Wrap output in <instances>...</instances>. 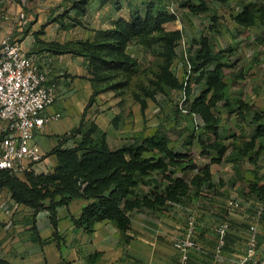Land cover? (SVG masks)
I'll use <instances>...</instances> for the list:
<instances>
[{"label":"trees","instance_id":"1","mask_svg":"<svg viewBox=\"0 0 264 264\" xmlns=\"http://www.w3.org/2000/svg\"><path fill=\"white\" fill-rule=\"evenodd\" d=\"M88 1L81 0L77 15L72 16L76 23H82L77 16L85 15ZM162 1L164 5H161ZM216 1L226 4L230 0H184L181 7L199 16L210 12L211 4ZM241 1L242 9L232 15L239 25L249 27L264 23V6L257 1ZM119 2L116 1L117 4ZM127 3L130 16L116 20L112 27L96 30L94 39L51 42L47 45L54 53H74L89 59L88 68L95 87L89 105H92L96 95L109 88L123 87L127 84L126 80L139 71L140 64L129 52L130 45L152 47L156 38L152 32L175 20V16L167 10L166 0H127ZM217 19L216 15L211 16L209 33L195 37L189 52L182 56L185 81H180L170 70L183 32L175 29L160 38L164 41L163 55L166 58L160 78L185 92L184 105H177L175 110L177 121L183 109L188 110L192 118L196 114L200 121L199 129L193 122L190 133L183 140V149L172 145V138L162 125L134 143L125 142L113 147L107 132L96 123L92 122L85 129L81 124L71 133L63 135L51 150L58 157L52 171L40 174L28 171L22 178L0 168V191L7 189L15 202L29 207L34 215L48 210L56 232L60 209L68 207L76 198L89 200L81 214L72 217L76 227L92 232L98 222L110 220L125 231L137 209L160 210L169 201L186 202L192 196L205 195L202 187L210 189L213 186L214 164L232 162L238 171L243 161L256 164L264 147V141H261L259 150L255 151L257 138L264 140L263 122L257 124L250 140L228 143L220 133L224 111L246 119L252 106L242 98L231 97L229 93L227 70L234 67L239 59L234 58L237 50L233 46L217 49L215 34H210L216 30ZM120 76L125 78L114 83ZM193 83L199 85V92L194 98L191 97ZM261 119V114L255 111L253 121ZM211 135L214 138L207 141ZM70 140L72 143L68 144ZM196 142L201 144L202 154L210 158L204 166H200L193 157ZM190 172L192 175L188 176ZM253 172L254 180L245 182V194H254L264 201V175H260L257 169ZM151 183L154 187L148 194L137 193L136 189L142 184ZM4 226L5 223L0 220V244ZM0 264H6V261L0 258Z\"/></svg>","mask_w":264,"mask_h":264},{"label":"crops","instance_id":"2","mask_svg":"<svg viewBox=\"0 0 264 264\" xmlns=\"http://www.w3.org/2000/svg\"><path fill=\"white\" fill-rule=\"evenodd\" d=\"M116 1L89 0L85 15L77 16L82 21L80 24L76 23L72 16L77 15L81 0H0V8H6L10 13L20 14L29 8L33 10L26 17H30V21L17 27L13 37L22 44L26 52L35 54L38 66L48 70L58 82L57 99L46 108L45 114L61 113L62 116L36 131L35 141L43 153L42 160L34 164L31 170L37 174L47 173L56 167L58 157L52 154L51 150L63 135L71 133L81 124H84L85 129L86 121L97 118L93 110L94 104L89 105L95 90L88 68L89 59L74 53H54L47 45L51 42L67 43L77 39H94L96 30L112 27L114 22L122 17L128 18L130 9L127 0H120L118 4ZM231 1L226 4L213 2L210 12L218 16V9L213 5H231ZM238 1L236 11H240L243 5L241 0ZM260 6H264V3ZM11 21L9 25L13 29L15 23ZM233 21L239 29L243 27L255 30L254 62L250 65L249 73L256 72V77L247 91V87H243L247 77L245 73L234 74L232 71L241 66V47L237 44L228 45L236 48L239 59L236 65L230 68L231 80L236 86L231 88L229 83V93L231 97L242 98L252 106L251 114L246 119L236 114L227 117L223 114L220 133L227 138L228 143L252 139L257 124L264 123V79L258 72L264 71V54L260 53L256 38L262 35L257 30L263 29L260 27L261 23L245 27L234 19ZM225 47L223 45L217 49ZM255 111L263 117L258 122L253 121ZM99 121L100 118H97L96 123L101 125ZM107 134L109 138V133ZM213 138L214 135H211L207 141ZM119 141L116 145L111 141L110 143L117 147L124 143L122 139ZM261 141L264 140L257 138L255 151L259 150ZM71 143L72 140L68 142ZM195 145H200L199 154L204 158L203 162L197 163L204 166L210 162V158L202 154L200 143L196 142L194 147ZM193 157H198L194 151ZM258 157L256 164L243 161L241 172L232 162L214 164L213 186L210 189L202 187L205 195L192 196L186 202L169 201L167 206L160 210L137 209L125 231L110 220L98 222L92 232L76 227L72 217L79 216L89 202L84 198H76L68 207L60 209L56 232L48 210L34 215L29 207L15 202L7 189L1 190L0 220L5 226L1 230L0 258L4 259L6 264H177L178 250L173 244V239L186 234L191 214L196 216L197 247L190 253L189 264H240V258L246 252L252 224L258 229L257 255L264 258V201L254 194H245V182L254 180V170H245L244 167L248 163L264 166V147ZM179 174L182 175L181 172ZM18 175L25 178L26 173L21 172ZM191 175L192 172L188 174ZM153 187V183L142 184L136 191L138 194H148ZM230 197L239 198L246 206L239 209L229 208L227 200ZM225 218L231 220V227L225 238V245L219 252L217 227Z\"/></svg>","mask_w":264,"mask_h":264},{"label":"rangeland","instance_id":"3","mask_svg":"<svg viewBox=\"0 0 264 264\" xmlns=\"http://www.w3.org/2000/svg\"><path fill=\"white\" fill-rule=\"evenodd\" d=\"M252 1H257L259 5H263L264 3V0ZM33 3L35 5L36 1ZM160 3L162 5L163 1ZM230 4L231 5H213L214 8L218 9L219 15H216L218 18L216 27H214L216 30L210 32V34H215L217 47L223 45L227 47L232 44L240 45L242 53L241 66L232 71L234 74L245 73L247 77L243 87L246 86L248 91L256 77V72L252 71L251 74L249 73L250 65L254 62L253 50L255 42L253 40V34L255 30H253V28L243 27L239 29V26H236V23L232 19V15L237 12L239 1L232 0ZM32 11L33 10L29 8L22 12H25L27 15ZM182 11L183 29L181 31L183 32V38L176 46L177 57L172 62L170 70L180 81H185L186 73L181 58L186 52H189V47L195 37H199L203 33H209L208 27L212 22L211 16L214 14L213 12H208L195 16L192 15L188 9H182ZM29 19L30 17L26 19L21 18L20 14L17 12L10 13L6 8H0V43L3 38L17 40L13 37V35L15 36V32H17L16 28L26 25L30 21ZM11 20L15 23L13 27L14 31L9 25L12 23ZM163 27V29L152 32V35L156 37L154 38L152 47L145 48L142 45L135 44L129 46V52L138 59L140 68L136 74L131 75L126 80L127 84L118 89L109 88L95 96L93 110L97 118H100L99 123L101 125L96 123L97 118L86 121L87 125H90L92 122L96 123L102 130L109 133V139L113 145L119 143V139H122L124 143H134L143 136L151 134L157 127L162 125L172 138V145L181 149L184 148L182 145L183 140L188 136V133H190V127H192L193 122H195L194 118H192L189 113L183 111L177 121L175 110L177 105H184L183 100L185 92L182 89L173 88L160 78L162 74V65L166 64V58L163 55L164 41L160 39L161 35L179 28L175 20L166 22ZM260 27H262L263 30L257 31H260L262 35L259 34L260 36L256 38L259 42L260 53L264 54V23H261ZM251 37L252 40H250ZM234 58H238V55L236 54ZM262 58V62L264 63V57ZM227 72L228 81L231 88H233L236 85H234L233 80H231L232 72L230 69H228ZM258 72L259 76L264 79V71L260 70ZM124 78L120 76L113 82L122 81ZM198 92L199 85L193 83L191 97L194 98ZM224 115L227 117L228 114L224 112ZM87 125L85 126L88 127ZM0 137L2 136L0 135ZM199 147L200 145H195L193 149V151L198 154V157L195 159L197 162H203L204 158L199 154ZM263 167L264 166L261 164L257 166L248 163L245 165L244 169L250 168L254 171L259 169L260 175H264ZM244 205L245 204L242 202L241 207L246 206Z\"/></svg>","mask_w":264,"mask_h":264},{"label":"built area","instance_id":"4","mask_svg":"<svg viewBox=\"0 0 264 264\" xmlns=\"http://www.w3.org/2000/svg\"><path fill=\"white\" fill-rule=\"evenodd\" d=\"M184 0H166L167 10L175 16V22L183 29ZM20 17L26 19L25 12ZM58 82L48 70L41 69L35 54L26 52L20 42L3 38L0 43V168L16 174L26 173L43 158L40 146L35 141L36 131L47 123L59 119L62 114L46 115L45 110L57 99ZM185 112L188 110L183 109ZM197 129L200 121L194 114ZM227 206L239 209L242 201L230 197ZM231 220L226 218L218 227L221 252L225 238L230 230ZM196 216L191 214L189 228L184 236L174 237L173 244L178 250V263L189 264L190 253L197 247L195 237ZM259 243L257 226H250L246 252L240 258V264H264V258L257 255Z\"/></svg>","mask_w":264,"mask_h":264}]
</instances>
